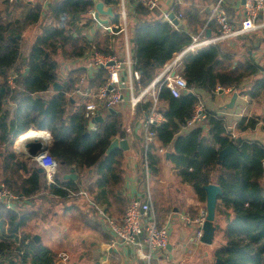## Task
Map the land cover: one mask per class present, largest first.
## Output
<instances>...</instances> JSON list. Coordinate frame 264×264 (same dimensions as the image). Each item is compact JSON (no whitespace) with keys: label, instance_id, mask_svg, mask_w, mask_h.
<instances>
[{"label":"trees","instance_id":"obj_1","mask_svg":"<svg viewBox=\"0 0 264 264\" xmlns=\"http://www.w3.org/2000/svg\"><path fill=\"white\" fill-rule=\"evenodd\" d=\"M101 1L108 6L115 4L114 0ZM4 2L8 7L20 9V12L14 19L6 21L0 15V89L4 90L0 94V183L17 195L18 202L28 201L27 207L18 204V210H41L42 207L35 209L34 203L40 200L51 203V197L73 201L83 199L71 198L66 190L57 186L47 187L44 174L38 171L36 163L21 159L13 151L16 139L29 130H46L51 137L49 153L58 168L55 184L77 192L82 188V179L67 180L64 175L78 172L85 166L89 171L81 178L89 176V173H94L95 178L84 191L92 202L108 206L109 196L115 192L119 195L122 182L121 150L105 153L114 137H124L119 115L107 114L95 130L87 133L85 103L76 107L70 96L80 71L70 72L62 90L48 97L41 96L58 81V63L53 54L70 44L68 55L79 56L93 44L80 38L69 26L94 7V0H54L43 9V16L39 4H21L16 0ZM135 11L139 16H147L150 12L139 4ZM31 25H38L40 29L28 53L21 57V39L18 37ZM131 38V58L134 69L140 74L139 84H135L136 92L191 41L189 34L161 19L139 21L132 29ZM220 43L181 58L178 71L186 80L185 93L173 97L167 89H160L159 112L164 121L153 129L156 137L147 155L149 174H158L160 157L157 151L162 148L169 152L168 159L181 182L193 189L199 201L205 202L204 186L218 185L222 190L218 197L219 206L231 210L234 216L224 230L223 245L214 253V260H219L214 264H264V146L257 141L246 140L236 144L227 132L224 118L210 112L206 113V133L202 126H193L182 133L199 102L198 91H233L239 88L246 76L238 66L232 67L231 57ZM99 44L96 42L95 46L102 54L111 53L106 44L103 48ZM26 69L28 71L24 73ZM246 70L250 73L256 71L254 67ZM11 75L15 76L9 83ZM105 78L104 70L99 69L95 86L102 85ZM149 107V101L145 100L134 110L137 116L142 117ZM256 123L253 118H241L236 127L245 130L253 128ZM227 146H231L235 154L225 155L219 164V152ZM140 153L142 156V150ZM91 193L96 194L92 196ZM0 210L11 214L8 221L16 230L14 212L3 204H0ZM28 239L22 238L15 246L23 260L29 254L26 248ZM4 244L0 243V255H3ZM31 255L35 264H54L55 255L39 244L35 245Z\"/></svg>","mask_w":264,"mask_h":264},{"label":"crops","instance_id":"obj_2","mask_svg":"<svg viewBox=\"0 0 264 264\" xmlns=\"http://www.w3.org/2000/svg\"><path fill=\"white\" fill-rule=\"evenodd\" d=\"M16 1L24 4L21 0ZM47 1L49 5L54 0ZM114 1L115 4L113 6H108L101 0H94V6L98 2H102L104 9L108 7L112 9L113 15L110 19L106 16L101 17V19H107L108 24L118 23L116 0ZM214 4L215 0H160L157 8L150 11L149 15L139 16L135 11L138 3L133 0H125L128 36L129 40H131V47L133 27L142 20H162V16L166 12L173 13L175 16L180 15V19L177 20V27L174 28L182 30L190 36L198 34H201L204 38L215 36L218 26L214 20ZM39 6L41 8V5ZM224 7L230 24L233 27L238 26L243 16L241 0L227 3ZM43 11L45 10L41 8V12ZM43 14L44 12L41 16ZM258 19L259 21H264V15H260ZM69 28L75 31L80 38H84L88 42L91 41L94 45L96 42L100 43L99 46L101 48L106 44L105 46L111 53L122 56L121 36L105 33L90 19L87 13L76 18ZM25 30L22 32L20 39L24 37ZM107 36H109V39L106 41ZM33 40L30 42L29 47ZM220 44L229 53L232 67L238 66L239 71L245 72L246 76L242 79L239 88L233 91L230 89H221V93L219 90L213 93L198 91L199 101L203 105L205 113H214L224 118L227 132L231 134L234 140L239 137L241 140L257 141L264 146V75L259 70V67H263L264 60V28ZM88 50L89 48L84 50L82 55L70 56V68L61 78L59 67L57 69L58 81L55 83L60 84L62 89L63 83L67 81L71 71L81 72L74 84V91L70 95L71 101L76 107L89 99L75 90L80 78H83V84L79 88L80 91L88 90L93 93L99 86L94 84L98 70H87L85 68L84 62L87 58ZM247 67H254L256 71L254 73H250L249 70L245 71ZM162 68H160L157 75L162 71ZM51 93H54L52 86L48 91L42 93L41 96L48 97ZM233 93L237 94V98L233 107L228 108L227 106ZM107 114L119 115L121 131L124 133V137L117 135L112 140H127L128 149H120L122 152L120 164L122 182L119 187V195L115 192L114 195L109 196L110 204L108 206L95 204L101 206L112 217L121 218L130 201L134 199L142 200L145 196L146 181L140 153L143 136L142 123L145 114L142 117L137 116L135 110L128 107L127 100L124 99L121 104L114 108L101 109L97 115L101 117V121L96 122L94 129H91V131L95 130L97 125L104 121ZM241 118H253L257 123L253 128L239 130L236 126ZM205 120L193 125L187 124L182 129V133L188 132L193 126H202L204 133H206L208 126ZM29 131L48 133L47 143L50 145L51 137L48 131ZM45 139L30 138L28 141L37 140L41 144L43 143L42 140ZM12 148L21 159H30L22 144H18V138ZM167 153H169L167 149L160 148L157 151V155L160 157L159 171L156 176L149 177L148 185L150 182L152 186L154 185L153 188L149 185V190L157 223L165 225L168 221L171 222L169 244L167 249L151 264H214V253L223 245L224 230L233 219L234 214L231 210H227L218 204L215 219L219 229L215 232L210 245L201 242L198 244L195 241V227L183 224L180 217L182 215L197 216L200 210L205 209V202L199 201L193 189L181 182L168 159L169 156L166 158ZM87 171L89 169H86L85 166L81 167L78 172L72 171L76 176L72 181H76L78 178L82 179V188L80 187L82 190H86V187L95 178L94 173H89V176L81 178ZM45 184L48 187L46 181ZM46 192L48 194V191ZM154 192H156V195ZM95 194L91 193L92 196ZM89 199L91 200L90 196ZM50 200V205L41 200L34 203L35 209L42 207L41 210H18V204L24 207L29 206L26 200L18 202L17 206L12 210L16 215L14 224L18 226L15 227L16 230H13L8 221V217L11 214L7 211L4 212L5 210H0V243H5L0 264H35L31 253L37 244L49 249L55 255L54 264H145L138 260L130 249L124 247L115 238L84 199L73 201L71 199L51 197ZM16 208L17 210H15ZM31 222L39 225L35 231L28 228V224ZM35 236L39 238L37 242L34 241ZM28 237L29 242L26 248L29 254L23 260L24 257L16 252L15 246L20 243L22 238Z\"/></svg>","mask_w":264,"mask_h":264},{"label":"built area","instance_id":"obj_3","mask_svg":"<svg viewBox=\"0 0 264 264\" xmlns=\"http://www.w3.org/2000/svg\"><path fill=\"white\" fill-rule=\"evenodd\" d=\"M24 3L32 5H41L45 9L47 0H21ZM139 5L152 11L157 8L160 0H133ZM235 0H215L214 4V20L218 26V32L215 36L204 38L201 34L190 36V43L178 53L170 62L165 64L162 71L154 77L145 87L135 91V84H139L140 74L134 69V61L131 58V40L128 36V23L125 0H116L117 6V24H99L95 18L94 7L87 14L90 19L105 33L109 35H120L122 40V56L113 52L104 55L94 44H92L87 52V58L84 62L87 70L103 69L105 72V82L98 86L95 92L88 90L80 91L83 84V78H80L76 92L81 93L85 98H89L85 102L84 116L87 122L96 117L101 109H111L121 104L124 99L127 100L128 107L132 110L142 101L148 100L150 107L145 114L142 123V156L141 162L146 181V189L144 199H134L129 202L125 212L121 218L112 217L101 206L92 202L87 193L79 189L72 192L64 187L55 184L54 176L57 173V163L49 153L50 145L47 143L48 133L44 132V138L41 139L40 149L37 150L35 157H29L36 165L43 170L44 178L48 186H57L66 190L69 196L83 198L87 204L93 209L105 227L115 236V238L126 248L130 249L138 260L145 264H151L161 253H163L169 244L170 221L165 225H159L156 221L154 209L152 206V196L149 190V167H148V150L153 144L156 132L153 130L156 126L164 121L163 116L159 112V92L163 87L167 89L173 97H179L187 91V84L184 77L178 71L181 58L186 54L194 53L201 48L214 45L218 42L231 40L251 32H255L264 28V21H259V16L264 15V0H245L243 4V16L238 26L233 27L230 24L229 17L225 11L224 5L233 3ZM42 3V4H41ZM170 13L166 12L162 16V20L173 27V20L169 18ZM180 15H174L175 20L180 19ZM264 69V60H263ZM11 75L8 82L11 83ZM206 119V113L203 105L199 101L194 109V113L187 123L193 125L201 123ZM94 129V127H92ZM38 133V132H34ZM160 152H162L160 150ZM264 170V164L262 163ZM0 203L7 209L14 210L18 203V197L4 183H0ZM206 216L205 209L200 210L197 216L191 217L182 215L181 222L186 225L195 227V241L200 243L202 236V225ZM22 254V252H21ZM2 256L0 255V261Z\"/></svg>","mask_w":264,"mask_h":264},{"label":"water","instance_id":"obj_4","mask_svg":"<svg viewBox=\"0 0 264 264\" xmlns=\"http://www.w3.org/2000/svg\"><path fill=\"white\" fill-rule=\"evenodd\" d=\"M245 3V0H241V4L243 5ZM95 13H94V18L99 24H106L108 22L107 19H101L102 16H106L108 19H110L113 15L112 9L111 8H106L104 9V5L102 2H98L94 6ZM169 18L173 20V24L177 26V20L174 19V14L171 13L169 15ZM20 39V36L18 37ZM259 70L263 73L264 75V69L263 67H259ZM28 70L26 69L24 73H26ZM52 89L54 92H58L59 90L62 89V86L58 83H53L52 84ZM220 93L222 90H219ZM4 90L3 88L0 89V94H3ZM237 98V94L233 93L232 98L228 104V108H232L233 104ZM101 117L96 116L92 121L88 123L87 126V133L91 131L92 127L95 126L96 122H100ZM235 143L238 144L241 139L239 137L235 138ZM22 147L26 150V153L28 154V157H35L36 152L38 149H40V144L37 142V140H31V141H26L22 144ZM122 149V150H127L128 145H127V140L122 139H114L111 141L109 146L107 147L105 153L109 154L115 149ZM229 153L235 154V151L231 146H227L224 149L220 150L219 152V158L218 162L219 164L222 163L223 157ZM169 153L166 154V158H168ZM38 171L40 173H43V170L38 167ZM75 174L72 172L68 175H65V179H70L74 180L75 179ZM203 190L205 192V211H206V216L204 223L202 225V236L200 238V242L203 244L210 245L212 242V239L214 237V234L216 231L219 229V225L216 223V213H217V207H218V197L221 196L222 190L221 188L216 185V184H208L203 187ZM39 238L37 236L34 237V241H38ZM216 263L219 262V260H215Z\"/></svg>","mask_w":264,"mask_h":264},{"label":"rangeland","instance_id":"obj_5","mask_svg":"<svg viewBox=\"0 0 264 264\" xmlns=\"http://www.w3.org/2000/svg\"><path fill=\"white\" fill-rule=\"evenodd\" d=\"M9 11L12 13L11 15H9V13H8ZM19 12H20V9H14V8L8 7L7 3H5L4 0H0V15H1L2 20L6 21L9 19H14L15 17L18 16ZM39 29H40V26H38V25L37 26H29L28 28H26L24 37L20 40L19 52H20L21 57H23V56H25V54H27V52L29 50L30 42L38 34ZM76 31L78 32V30H76ZM69 45L70 44H67L62 49L57 51L56 55L53 54V57L57 60V63H58L60 78L62 76H64L66 71L70 68V60L71 59H70V56L68 54L71 51V49L69 48ZM26 160H28L29 162H32L30 159H26ZM149 185H150V187L152 186L151 182L149 183ZM153 187H154V185L152 186V188ZM154 194L156 195V192H154ZM44 203H46V202H44ZM47 203H48V205H50V202H47ZM37 226H39V225L35 224L33 222L28 224V228L34 229V231H35V229H37ZM198 244H200V243H198Z\"/></svg>","mask_w":264,"mask_h":264},{"label":"bare ground","instance_id":"obj_6","mask_svg":"<svg viewBox=\"0 0 264 264\" xmlns=\"http://www.w3.org/2000/svg\"><path fill=\"white\" fill-rule=\"evenodd\" d=\"M44 134L38 132V133H34V131H28L27 133L23 134L22 136H20L18 138V144H23L25 141H28V139L30 138H44ZM46 140V139H45ZM42 144H40L41 147Z\"/></svg>","mask_w":264,"mask_h":264}]
</instances>
